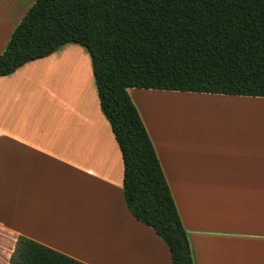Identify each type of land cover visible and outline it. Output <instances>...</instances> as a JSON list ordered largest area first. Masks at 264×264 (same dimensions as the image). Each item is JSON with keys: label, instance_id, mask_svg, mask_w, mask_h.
I'll return each mask as SVG.
<instances>
[{"label": "crops", "instance_id": "0c3cea01", "mask_svg": "<svg viewBox=\"0 0 264 264\" xmlns=\"http://www.w3.org/2000/svg\"><path fill=\"white\" fill-rule=\"evenodd\" d=\"M34 2L0 0V54ZM129 94L195 264H264V98L207 94L247 107L240 123L218 128L216 139H188L191 132L179 139L176 129L153 126L140 109L177 92L131 88ZM123 183L121 150L84 47L64 45L0 77V254L6 264L19 236L86 264H172L165 241L129 211Z\"/></svg>", "mask_w": 264, "mask_h": 264}, {"label": "trees", "instance_id": "16d2710c", "mask_svg": "<svg viewBox=\"0 0 264 264\" xmlns=\"http://www.w3.org/2000/svg\"><path fill=\"white\" fill-rule=\"evenodd\" d=\"M72 43L91 57L129 211L165 241L172 264H195L129 89L264 98V0H35L0 54V77ZM9 262L86 264L25 236Z\"/></svg>", "mask_w": 264, "mask_h": 264}, {"label": "rangeland", "instance_id": "374dc122", "mask_svg": "<svg viewBox=\"0 0 264 264\" xmlns=\"http://www.w3.org/2000/svg\"><path fill=\"white\" fill-rule=\"evenodd\" d=\"M177 93L171 94V100H154L140 109L147 112L154 122L153 126L176 129L179 139H184L181 133L185 132H191L188 139H216L218 128L239 124L243 117L241 113L247 109L241 105L224 103L207 94L187 96L183 92ZM253 119L256 121L258 118L250 117L249 120ZM6 261V256L0 254V264H6Z\"/></svg>", "mask_w": 264, "mask_h": 264}]
</instances>
